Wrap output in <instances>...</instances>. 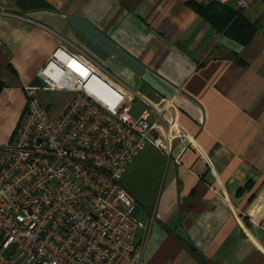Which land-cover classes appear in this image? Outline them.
I'll return each instance as SVG.
<instances>
[{"label": "crops", "instance_id": "obj_1", "mask_svg": "<svg viewBox=\"0 0 264 264\" xmlns=\"http://www.w3.org/2000/svg\"><path fill=\"white\" fill-rule=\"evenodd\" d=\"M248 1L0 0V145L24 87L70 44L152 103L174 104L171 152L147 145L122 178L147 225L142 264H264V7Z\"/></svg>", "mask_w": 264, "mask_h": 264}, {"label": "built area", "instance_id": "obj_2", "mask_svg": "<svg viewBox=\"0 0 264 264\" xmlns=\"http://www.w3.org/2000/svg\"><path fill=\"white\" fill-rule=\"evenodd\" d=\"M36 78L42 85L24 87V113L0 145V264H142L137 233L147 225L133 216L122 178L147 145L171 152L172 98L152 103L64 43ZM43 91L65 92L64 108L50 113ZM136 99L146 105L138 117Z\"/></svg>", "mask_w": 264, "mask_h": 264}, {"label": "rangeland", "instance_id": "obj_3", "mask_svg": "<svg viewBox=\"0 0 264 264\" xmlns=\"http://www.w3.org/2000/svg\"><path fill=\"white\" fill-rule=\"evenodd\" d=\"M39 98L42 100V103L47 107L50 113H55L56 110L60 107L59 105L64 100L66 93L59 91H43L38 94ZM143 103L136 99L133 102L132 115H139L144 109Z\"/></svg>", "mask_w": 264, "mask_h": 264}, {"label": "trees", "instance_id": "obj_4", "mask_svg": "<svg viewBox=\"0 0 264 264\" xmlns=\"http://www.w3.org/2000/svg\"><path fill=\"white\" fill-rule=\"evenodd\" d=\"M217 3V2H216ZM220 3V2H218ZM189 4L197 11L202 12L205 7L201 6L200 4H197L194 1H190ZM233 57L236 59L237 62L242 63L243 61L238 58L236 55H233Z\"/></svg>", "mask_w": 264, "mask_h": 264}, {"label": "water", "instance_id": "obj_5", "mask_svg": "<svg viewBox=\"0 0 264 264\" xmlns=\"http://www.w3.org/2000/svg\"><path fill=\"white\" fill-rule=\"evenodd\" d=\"M33 85H42V82H40V80H38V78H36Z\"/></svg>", "mask_w": 264, "mask_h": 264}]
</instances>
